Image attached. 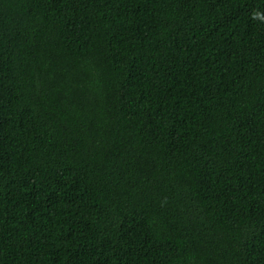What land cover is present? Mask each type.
I'll return each instance as SVG.
<instances>
[{"label":"trees","instance_id":"1","mask_svg":"<svg viewBox=\"0 0 264 264\" xmlns=\"http://www.w3.org/2000/svg\"><path fill=\"white\" fill-rule=\"evenodd\" d=\"M0 264H264V0H0Z\"/></svg>","mask_w":264,"mask_h":264}]
</instances>
